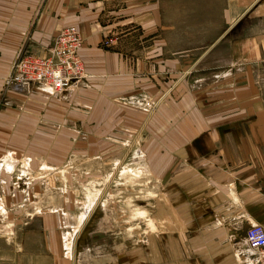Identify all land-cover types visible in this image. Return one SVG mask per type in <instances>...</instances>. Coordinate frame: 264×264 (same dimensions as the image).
<instances>
[{
	"label": "crops",
	"instance_id": "obj_1",
	"mask_svg": "<svg viewBox=\"0 0 264 264\" xmlns=\"http://www.w3.org/2000/svg\"><path fill=\"white\" fill-rule=\"evenodd\" d=\"M66 25L83 39L80 86L3 91L14 60L47 55ZM138 140L157 233L92 264H247L227 225H264V0H0V179L23 164L46 184L0 190L19 212L1 222L0 264H90L66 247L72 214L47 169Z\"/></svg>",
	"mask_w": 264,
	"mask_h": 264
},
{
	"label": "rangeland",
	"instance_id": "obj_2",
	"mask_svg": "<svg viewBox=\"0 0 264 264\" xmlns=\"http://www.w3.org/2000/svg\"><path fill=\"white\" fill-rule=\"evenodd\" d=\"M147 101L151 102L142 98L136 100V104L146 110L151 109V112L157 102L147 106ZM119 145L117 157L94 159L72 149L64 162L52 166L54 171L45 167L52 173L47 176L53 190L49 192L66 197L65 204L71 210L72 216L65 225L66 247L71 257L77 256L86 263L105 262L129 246L145 244L148 235L157 233L151 214L157 199V184L147 168L145 153L139 149L140 141L133 142L129 148L127 142ZM20 165L0 179V190L3 186L7 189L9 183L13 185L19 179L20 183L36 182L35 193L37 197L42 196L46 184L39 183V178L43 171L33 174L23 164ZM42 167L38 166L39 169ZM56 171L57 174L54 173ZM1 205L0 225L3 219L6 223H13L18 217V209L15 213L13 206L5 203L4 212ZM8 230H12L11 227Z\"/></svg>",
	"mask_w": 264,
	"mask_h": 264
},
{
	"label": "built area",
	"instance_id": "obj_3",
	"mask_svg": "<svg viewBox=\"0 0 264 264\" xmlns=\"http://www.w3.org/2000/svg\"><path fill=\"white\" fill-rule=\"evenodd\" d=\"M83 39L74 25L63 26L53 36L45 56L22 53L12 63L3 81V91L29 92L33 85L43 86L49 93L61 96L77 89L86 78L80 56ZM151 102H146L150 106ZM155 104V103H154ZM227 238L247 264H264V225L245 223L227 225Z\"/></svg>",
	"mask_w": 264,
	"mask_h": 264
}]
</instances>
